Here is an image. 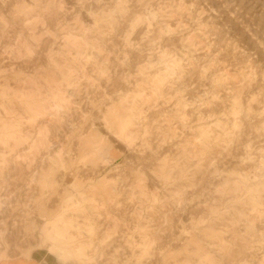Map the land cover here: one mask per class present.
Returning a JSON list of instances; mask_svg holds the SVG:
<instances>
[{
	"label": "clouds",
	"instance_id": "obj_1",
	"mask_svg": "<svg viewBox=\"0 0 264 264\" xmlns=\"http://www.w3.org/2000/svg\"><path fill=\"white\" fill-rule=\"evenodd\" d=\"M70 14L65 0H31L18 4L10 14L13 22L23 17L26 34L21 31L13 43L0 50V206L16 195L11 188L18 177H6L10 167L23 162L31 169L41 154L47 153L44 160L49 167L33 175L31 184L36 190L29 203L31 212L43 220V230L54 239L65 264H146L157 251L163 264H264V232L257 234L253 229V217L264 218V88L247 96L256 83L255 72L242 73L238 87L231 89L230 81L238 78L214 72L218 69L214 61L201 69V78L210 80L211 86L193 104L178 99L179 123L189 120L184 115L189 107L199 109L220 102L227 104V110L219 117L202 119L198 134L181 143L175 158L164 157L156 163L151 169L159 182L155 191L146 187L140 173L111 180H84L79 177L81 168L108 163L100 158L95 146L87 144L74 157L67 145L52 150L47 126L35 134H25L24 129L35 126L42 117L48 125L70 120L81 109L82 93L89 94L94 107L110 100L99 94L103 93L102 82L113 76L112 57L123 66L127 50L140 46L133 41L137 30L144 25L151 29L162 13L133 15L122 35L118 34V18L129 15L128 0H117L114 8L90 13L95 19L91 27L81 25L78 18L67 20ZM51 17L60 18L54 30L46 19ZM9 26V18L0 16V40ZM170 33L162 28L152 44ZM113 38L121 44H113ZM47 39L53 42L46 53L47 66L33 74L18 73L15 62L34 59ZM186 45L181 56L160 54L165 70L157 76L149 75L156 67L149 64L129 77L140 78L135 85L137 91L121 95L113 104L112 112L123 114L125 119L122 132L135 130L128 137L133 146L151 148V125L144 110L159 98L166 85L183 78L200 47L191 37ZM9 61L12 66L4 68ZM9 80L17 87H9ZM225 91L227 98L222 99ZM17 105L22 111H17ZM253 105H259L260 111L256 112ZM253 116L260 123L249 132ZM166 123L182 139L176 119ZM225 161L231 168L225 167ZM248 163H254L255 168L240 171ZM61 172L72 175V182H57ZM194 189H199L198 196L190 195ZM53 196L57 203L50 208ZM194 200L200 202L203 211L181 226V234L186 237L183 249H161L163 237L173 230V218ZM226 216L231 217V229L218 228ZM242 225L244 231H235ZM229 231L233 239L225 240ZM118 239L123 246L105 258ZM256 252L261 254L259 261L245 258Z\"/></svg>",
	"mask_w": 264,
	"mask_h": 264
},
{
	"label": "rangeland",
	"instance_id": "obj_2",
	"mask_svg": "<svg viewBox=\"0 0 264 264\" xmlns=\"http://www.w3.org/2000/svg\"><path fill=\"white\" fill-rule=\"evenodd\" d=\"M116 2L117 0H102L99 3L97 0H65L66 8L71 13L67 20L78 18L81 25L91 27L95 19L90 13L114 8ZM21 3H31V0H0V16L9 18L10 24L3 39L0 40V50L13 43L21 31H25L26 34L23 17L14 22L10 18L14 8ZM128 9L129 15L118 18L119 35L128 30L129 20L133 15H145L149 11L162 15H158L151 29L144 25L137 30L133 41L140 46L127 50V59L123 66L112 57L113 76L110 80L102 82L103 93L99 94L111 99H105L103 103H97L94 107L88 100L89 94L82 93L81 109L70 120L48 125L46 118L42 117L37 120L35 126L26 127L24 132L35 134L47 126L49 139L53 144L52 150L67 145L74 157L79 156L87 144L95 146L99 150L100 158L107 160L108 163L81 168L79 170L81 179L111 180L140 173L145 178L146 187L150 191H155L159 187V182L151 174V169L156 163L164 157L175 158L180 152L181 143L198 134L197 128L202 119L219 117L227 110V104L216 102L199 109L187 108L184 111V115L189 117L186 124H180L176 118L178 99L182 98L185 103L193 104L204 94L205 89L211 86L210 80L201 78L203 67L214 61L218 66L214 72H226L229 76L237 77V80L230 81L231 89L238 87L242 73L255 72L256 83L247 93L248 97L264 88V0H128ZM46 19L49 28L54 30L60 18ZM162 28L166 31L171 30V33L160 37L153 45L152 41ZM149 32L150 36L147 35ZM145 36L147 39H144ZM189 37L192 38L193 44L200 45L194 54L192 64L186 68L181 80L166 85L161 90L159 98L144 110L145 118L151 125V148L133 146L128 137L135 130L130 128L127 132H122L125 119L123 114L112 112L113 104L118 102L121 95L137 91L135 85L140 82V78L129 77L136 76L149 64L156 65L150 69V76L155 77L162 73L165 69L160 63V54L181 56ZM52 43L47 39L31 61L15 62L16 71L28 75L46 67L48 63L46 53ZM105 43L107 44L106 40ZM113 44L119 46L121 42L113 38ZM108 47L111 49L112 45L109 44ZM120 59L124 60V56ZM12 63L11 61L4 63L3 67L9 68ZM8 86L15 88L17 83L9 80ZM226 98L227 91L222 95V99ZM253 108L256 112L260 111L259 105H253ZM17 111H22L19 105ZM173 119H176V126L182 130V139L177 138L166 123ZM259 123V118L253 116L248 131L251 132ZM252 135L255 139V134ZM24 150L26 149H21ZM46 155L47 153H42L31 169L21 162L19 166L12 165L6 173L9 180L13 177L18 179L11 188L16 195L11 201L0 206V264H65V259L54 239L43 230V220L38 214L31 212L29 203L36 190V185L31 184L33 175L49 167L44 160ZM255 166L254 163H248L240 171L250 172ZM225 167L231 168V163L225 161ZM56 180L71 183L73 176L61 172L56 176ZM190 195L198 196L199 189H194ZM56 203L57 200L53 196L49 207H54ZM202 211L200 202L194 200L189 208L178 213L173 218V230L165 234L160 248L182 250L186 237L181 234V226L188 224L193 217H198ZM230 219L229 216L224 217L217 227L231 229ZM253 219L254 231L257 234L264 232V218ZM235 231H244V226ZM224 239L232 240V231H229ZM121 246L123 241L118 239L107 251L105 258L111 256L116 247ZM125 253L131 255L126 248ZM253 257L256 261L262 258L259 252L245 258ZM123 258L122 254L120 259ZM146 264H163V257L157 251Z\"/></svg>",
	"mask_w": 264,
	"mask_h": 264
}]
</instances>
